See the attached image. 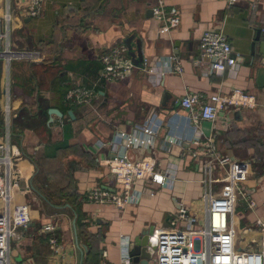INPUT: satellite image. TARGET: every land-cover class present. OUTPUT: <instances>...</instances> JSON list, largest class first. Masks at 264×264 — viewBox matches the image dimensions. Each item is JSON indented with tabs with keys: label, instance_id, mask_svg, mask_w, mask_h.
Listing matches in <instances>:
<instances>
[{
	"label": "crops",
	"instance_id": "crops-1",
	"mask_svg": "<svg viewBox=\"0 0 264 264\" xmlns=\"http://www.w3.org/2000/svg\"><path fill=\"white\" fill-rule=\"evenodd\" d=\"M164 1L181 19L164 36H158L159 24L152 14L156 0H46L37 18L22 11L21 0H5L0 7V33H9L5 43L9 40L13 52L9 61L0 57V143L10 142L16 168L24 177L21 188L27 192L17 194L16 200L29 205L31 216L29 227L19 229L12 240V262L121 264L125 244L141 232L151 226L156 234L173 229L170 221L182 201L202 223L207 189L203 158L188 150L196 131L179 102L187 94L209 99L229 96L236 89L253 96L255 107H229L215 122L202 121L201 144L193 151L207 154L209 142L219 156L249 165L245 187L258 207L252 211L240 200L231 221L238 245L260 250L264 0H240L234 6L225 0ZM208 30L226 35L238 56L234 70L206 75L211 61L202 60L200 41ZM127 41L135 51L140 41L145 63L122 80H104L100 56ZM74 84L95 90L92 105L66 103ZM7 96L12 108L9 126ZM50 109L63 114L54 115L51 124ZM41 110H48L47 116ZM153 115L160 123L155 147L132 149L129 155L155 159L158 172L171 176L173 184L156 186V196L123 210L91 202L88 194L93 188L115 184L107 158L117 133L133 132ZM3 207L0 200V230Z\"/></svg>",
	"mask_w": 264,
	"mask_h": 264
},
{
	"label": "built area",
	"instance_id": "built-area-1",
	"mask_svg": "<svg viewBox=\"0 0 264 264\" xmlns=\"http://www.w3.org/2000/svg\"><path fill=\"white\" fill-rule=\"evenodd\" d=\"M21 1L22 11L31 18H37L42 14L46 0ZM239 1L225 0L228 6H234ZM152 11L159 24L158 36L170 34L181 22L179 13L169 10L164 0H156ZM9 18L7 15L6 19ZM8 34L0 33V57L5 61L11 60L13 53L9 40L5 43ZM200 54L202 60L211 61L206 75L223 74L238 66V56L222 31L204 32L200 41ZM100 62L101 77L108 82L124 79L135 68L126 45L109 47L100 56ZM96 97L93 88L74 84L69 88L65 101L71 106L92 105ZM179 103L188 111V118L196 131L188 150L195 158H203L202 169L206 174L204 183L207 184L203 197L205 218L201 223L188 204L185 201L180 202L178 212L170 221L173 229L156 234L158 246L153 264H264V221L257 222L263 234L260 250L241 248L231 221L240 200H245L252 211L258 207L254 200L249 199L245 187L250 174L249 165L230 156H219L209 142L207 146L210 149L207 154L193 151L194 146L201 144L199 125L202 121L215 122L219 112L229 107H255V98L236 89L229 96L216 94L209 99L200 94H187ZM11 118L10 96H7V126L10 125ZM159 129V120L153 115L133 132L117 133L111 156L107 158L115 184L111 187L93 188L88 194L91 202L123 210L128 206L138 205L145 197L156 196L152 184H173L171 176L158 172L155 159H132L129 155L132 149L152 150ZM15 159L10 142L0 143V200L4 203L0 230V264H20L10 259L12 240L17 238L16 232L19 229L28 228L31 224L29 205L16 200L17 194L26 196L27 192L21 188L24 177L16 168ZM217 172L222 174L218 178L215 176ZM52 242L55 243L54 240ZM121 264H133L128 252V242L122 251Z\"/></svg>",
	"mask_w": 264,
	"mask_h": 264
},
{
	"label": "water",
	"instance_id": "water-1",
	"mask_svg": "<svg viewBox=\"0 0 264 264\" xmlns=\"http://www.w3.org/2000/svg\"><path fill=\"white\" fill-rule=\"evenodd\" d=\"M4 4L5 0H0V7H3ZM126 46L128 47L129 55L132 58V63L134 64V66H142L145 63V60L142 54L140 41H138L137 51L133 49V45H131L129 41L126 42ZM252 54L255 55L254 45ZM261 55L263 56L262 66L264 67V43L261 45ZM259 85L264 86V68L259 72ZM49 114L51 116L49 124L55 122L54 115L59 117L63 116V114H61L57 109H50ZM69 114L72 115V112H70ZM156 186L158 185H151L152 188H155ZM157 246L158 239L156 236L155 227L151 226L149 229L141 232L139 236L134 238L128 244V252L133 264H153Z\"/></svg>",
	"mask_w": 264,
	"mask_h": 264
},
{
	"label": "trees",
	"instance_id": "trees-1",
	"mask_svg": "<svg viewBox=\"0 0 264 264\" xmlns=\"http://www.w3.org/2000/svg\"><path fill=\"white\" fill-rule=\"evenodd\" d=\"M0 110H1V109H0ZM47 111H48V110H43V111L41 110V113H44V115L47 116ZM2 122H3V119H2Z\"/></svg>",
	"mask_w": 264,
	"mask_h": 264
},
{
	"label": "rangeland",
	"instance_id": "rangeland-1",
	"mask_svg": "<svg viewBox=\"0 0 264 264\" xmlns=\"http://www.w3.org/2000/svg\"><path fill=\"white\" fill-rule=\"evenodd\" d=\"M259 245H260V242H259Z\"/></svg>",
	"mask_w": 264,
	"mask_h": 264
}]
</instances>
